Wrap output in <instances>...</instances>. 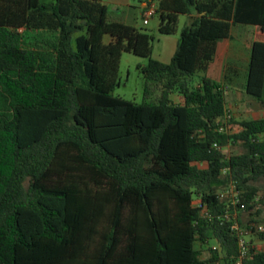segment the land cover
<instances>
[{
	"label": "trees",
	"instance_id": "1",
	"mask_svg": "<svg viewBox=\"0 0 264 264\" xmlns=\"http://www.w3.org/2000/svg\"><path fill=\"white\" fill-rule=\"evenodd\" d=\"M133 2L156 3L166 35L189 15L171 62L104 0H0V264H215L198 243L213 237L232 264L217 193L234 179L255 209L264 117L225 129L227 86L208 70L235 27L253 26L246 91L264 106V0ZM125 53L148 58L141 103L115 95Z\"/></svg>",
	"mask_w": 264,
	"mask_h": 264
},
{
	"label": "rangeland",
	"instance_id": "2",
	"mask_svg": "<svg viewBox=\"0 0 264 264\" xmlns=\"http://www.w3.org/2000/svg\"><path fill=\"white\" fill-rule=\"evenodd\" d=\"M132 10L139 16L138 25L141 28L148 30L155 37L154 57L160 60L170 61L177 50L175 40L181 38L182 31L189 20L188 15H181L179 30L176 34L166 35L160 33L159 31L158 16L149 17L151 23L144 24V13L141 7L137 6V8L134 7ZM124 56L120 73L121 85L115 91V95L141 103L144 101L145 77L143 72L138 67V62L143 60L145 63H148V58L141 57L133 53H125ZM221 81L222 83L228 85L227 98L230 106V113L237 121L264 115L263 104L246 91L244 78H238L232 80V82L229 79L223 78ZM240 129L241 125L237 123L234 125L232 133L238 132ZM225 149L229 154H231L240 151L241 146L229 145ZM260 184L262 185V191L260 194L264 196V179L260 181Z\"/></svg>",
	"mask_w": 264,
	"mask_h": 264
},
{
	"label": "built area",
	"instance_id": "3",
	"mask_svg": "<svg viewBox=\"0 0 264 264\" xmlns=\"http://www.w3.org/2000/svg\"><path fill=\"white\" fill-rule=\"evenodd\" d=\"M156 11V3H152L145 9L146 24L150 22L149 17L154 16ZM232 118L233 115L228 109L226 115L227 125L225 126V129L229 132L233 131V124L231 123ZM215 145L220 147L218 144ZM229 171V167L224 169L225 174ZM244 193V189L239 187L234 179L222 187L217 193L218 197L228 204L225 214L219 215L218 217L220 219L224 218L231 223V228L234 230L238 238V252L232 256V264H252L251 260L253 259V255L257 253V249H253L254 246H256V240L261 238L260 234L264 233V221L261 220L260 215H252V212L255 214L263 208L264 205L261 202L263 195H256V207L253 211H250L247 207V203L243 200ZM194 206L200 208L203 216L211 219L213 218L209 204L204 201L202 196L195 198ZM198 243L203 250L204 257L213 255L214 252L218 251L220 253V258L216 260L215 264H226L224 262L222 243L219 238L213 237L206 241L199 240Z\"/></svg>",
	"mask_w": 264,
	"mask_h": 264
},
{
	"label": "crops",
	"instance_id": "4",
	"mask_svg": "<svg viewBox=\"0 0 264 264\" xmlns=\"http://www.w3.org/2000/svg\"><path fill=\"white\" fill-rule=\"evenodd\" d=\"M104 1L112 6L117 7V10L111 12L112 18L123 20L127 23L137 26L138 28H141L138 25L139 16L136 12L132 10V8L134 7L137 8L133 0H109V1L104 0ZM141 9L143 10L144 13L143 14L144 24H146L145 7H141ZM150 23L151 21L148 24ZM253 29L254 28L251 25H239L235 27L231 37L224 39L220 42L216 59L211 63L208 70L209 76L219 80L220 82H222L221 80H223V78L229 79L231 82L232 80L238 78H244L245 79L244 86H246V82L249 75L250 60H251V50H252L251 44H252ZM179 41L180 39L175 40L177 48L179 45ZM124 57L125 56H123V59ZM171 60L170 61L162 60V61L171 62ZM145 64L147 63H145L143 60H140L138 62V66ZM225 85L228 87L227 84ZM228 107L230 110L229 102H228ZM263 117L264 115H260L254 118H263ZM239 122L241 121H237V123L241 125V123ZM237 123H233V127ZM242 128L243 127L241 125V129ZM260 218L261 220L264 221V213L260 215ZM256 246L260 250H264V239L258 238L256 240Z\"/></svg>",
	"mask_w": 264,
	"mask_h": 264
}]
</instances>
